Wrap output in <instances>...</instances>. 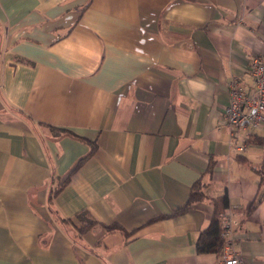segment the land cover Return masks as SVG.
<instances>
[{
    "label": "crops",
    "instance_id": "obj_1",
    "mask_svg": "<svg viewBox=\"0 0 264 264\" xmlns=\"http://www.w3.org/2000/svg\"><path fill=\"white\" fill-rule=\"evenodd\" d=\"M264 53V0H0V264H219L198 254L208 201L171 218L210 160L205 189H227L238 221L233 249L264 260V128L229 146V84L250 88L248 65ZM30 119V120H29ZM63 219L88 210L101 229L75 238ZM253 136V137H252ZM261 199L246 214L247 203Z\"/></svg>",
    "mask_w": 264,
    "mask_h": 264
},
{
    "label": "trees",
    "instance_id": "obj_2",
    "mask_svg": "<svg viewBox=\"0 0 264 264\" xmlns=\"http://www.w3.org/2000/svg\"><path fill=\"white\" fill-rule=\"evenodd\" d=\"M39 125L46 128L54 139H58L63 136H70L78 141L86 143L90 148L89 152L85 156L81 157L75 163L73 168L65 177L60 179L58 177H55L54 174H52L51 176V181L55 182L56 184L55 187L52 188V190L50 191L49 198L47 199V203L50 212L52 213L55 220L69 227L72 230L73 234L70 233L69 231V236L72 237L74 242H75V238L79 239L88 232L98 228L103 231V237H101L98 241L99 245L103 243V239L107 235L120 233L126 239L132 236L137 229L128 232L118 223H111V224L101 223L100 221L96 220L88 210H82L78 212L74 216V219H63L58 215V212L56 211L53 205L54 198L69 184L72 175L75 172H77L80 169V167L95 154V152L97 151V144L95 141H90L88 139L82 138L76 135L75 133H73L72 131L64 128L53 127L51 125H45V124H39ZM251 142L255 144L264 143V141L260 142V140L256 138L252 139L250 143ZM214 166H215V161L210 160L208 164V168L206 169L204 175L192 185L189 199L183 207L177 209L172 214L161 215L159 217H156L151 221H149V223L155 222L157 220L180 216L191 210L196 204L204 201H208L213 207V213L207 227L202 229L198 234L195 243L196 252L198 254H216L218 257H221L224 250V238L222 234L223 224L220 214L224 210L228 209L230 207L229 206L230 204H229V195L227 189L224 190L223 194L213 198H210L205 194V189L208 186V181L205 180V177L207 179L211 178L213 174ZM256 172L258 173V175H260V182H262L264 179V169H260V170L257 169ZM260 202L261 199L259 197H256L253 201L247 203L246 214L248 216L251 215L256 210ZM76 221L79 224H77Z\"/></svg>",
    "mask_w": 264,
    "mask_h": 264
},
{
    "label": "built area",
    "instance_id": "obj_3",
    "mask_svg": "<svg viewBox=\"0 0 264 264\" xmlns=\"http://www.w3.org/2000/svg\"><path fill=\"white\" fill-rule=\"evenodd\" d=\"M248 73L253 81L250 88L244 87L237 79L229 84V104L224 109V119L230 129L229 146L240 152L246 145H237L238 131H253L264 128V53L253 56ZM220 217L223 224L224 250L219 264H264L250 262L233 249L238 221L229 207Z\"/></svg>",
    "mask_w": 264,
    "mask_h": 264
},
{
    "label": "rangeland",
    "instance_id": "obj_4",
    "mask_svg": "<svg viewBox=\"0 0 264 264\" xmlns=\"http://www.w3.org/2000/svg\"><path fill=\"white\" fill-rule=\"evenodd\" d=\"M77 224H79L77 221H76Z\"/></svg>",
    "mask_w": 264,
    "mask_h": 264
}]
</instances>
